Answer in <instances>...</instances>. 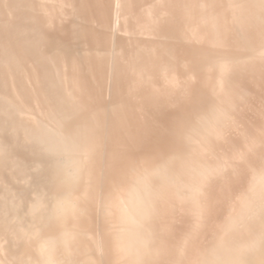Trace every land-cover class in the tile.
I'll use <instances>...</instances> for the list:
<instances>
[{
  "label": "bare ground",
  "instance_id": "1",
  "mask_svg": "<svg viewBox=\"0 0 264 264\" xmlns=\"http://www.w3.org/2000/svg\"><path fill=\"white\" fill-rule=\"evenodd\" d=\"M0 264H264V0H0Z\"/></svg>",
  "mask_w": 264,
  "mask_h": 264
}]
</instances>
